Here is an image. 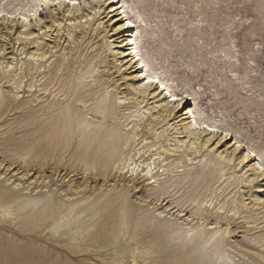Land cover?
I'll list each match as a JSON object with an SVG mask.
<instances>
[{"label": "rangeland", "instance_id": "1", "mask_svg": "<svg viewBox=\"0 0 264 264\" xmlns=\"http://www.w3.org/2000/svg\"><path fill=\"white\" fill-rule=\"evenodd\" d=\"M62 1L0 0V54L7 48L6 59L0 60V71L17 75L29 58L20 46L28 26L32 28L31 37L37 39L30 52H36L37 44L47 47L41 46L37 53L45 54L47 66L54 64L57 70L70 71V76L86 78L90 86L103 85L101 96L114 92V103L125 105L129 102L127 98H133L129 91L143 83L136 78L131 58L123 57L128 53L124 45L130 32L122 29L124 22H115L119 13L111 11L113 6L108 5V0H77L73 7ZM122 1L138 26V46L150 71L158 74L172 92L193 100L181 104L184 108L180 112L177 109L175 115L165 118L152 110L160 105L155 100L121 108L119 121L124 123L128 119L124 136H131L128 131L137 126L139 131L142 126L145 130L137 135L138 142L128 153L127 165L119 171L130 176L133 167L161 160L162 150L172 155L171 151L191 149L193 155L185 154L179 159H175L179 153L173 154L174 157L167 153L168 158L162 163L167 166L158 171L157 182L144 183L151 182L149 187L157 188L167 179H172L168 183L172 185L175 181L184 182L194 172L198 173L194 177H198L207 161H224L229 167L223 168L222 181L217 184L214 181L215 186L208 190L202 189V195L184 193L183 199H198L191 206L196 212L207 208L246 222L232 241L263 239L264 250V172L256 168L258 162L264 165V0ZM21 13L29 16L26 27ZM6 81L0 77V82ZM22 96L19 86L13 91L0 89V264H202L175 256L178 244L171 252L162 237L164 229L155 235L145 219L148 221L153 212L161 214L166 210L171 212L170 222L193 235L207 226L203 220L191 222L197 216L181 214L164 203L163 209L156 206L144 211L137 209L129 219L138 223L123 222V213L120 214L115 203L124 199L137 208L150 206L148 195L131 193L118 198L119 190L132 182L83 180L86 169L83 162L75 163L68 156L61 158V153L52 146L39 144L36 132L25 130L24 118L15 109ZM189 108L199 120L227 131L234 140L225 141L220 133H207L190 126L188 121L180 122V115ZM150 121L159 124L153 127ZM185 127H190L195 140L189 134H180ZM235 138L241 147L235 144ZM246 149L252 150L254 156L248 163H242ZM168 170L177 172L167 173ZM143 172L147 174V169ZM252 181L255 186L247 187ZM230 200L256 213L254 216L261 221L252 223L253 215L245 211L230 213ZM225 222L208 225L225 233L230 231V222ZM227 240L230 243V235ZM225 255L221 262L206 264H230V244Z\"/></svg>", "mask_w": 264, "mask_h": 264}, {"label": "bare ground", "instance_id": "2", "mask_svg": "<svg viewBox=\"0 0 264 264\" xmlns=\"http://www.w3.org/2000/svg\"><path fill=\"white\" fill-rule=\"evenodd\" d=\"M62 2L65 5L67 4V6H71V7H73L74 5L76 6L78 4L77 0H63ZM52 3H54V1H52ZM108 5L113 6V9L111 11H115L119 13L118 16L120 18L116 19L115 22L117 21L124 22L125 23L123 25L124 28L121 25L120 26L122 27V29L130 32L127 35L126 43L124 45L128 53L123 54V57L131 58L130 61L133 64L132 68L137 73L136 78L140 79L143 83L141 86L139 85V87H133L129 91V94H131L133 98H129V99L127 98L126 101H129L128 103L125 102L126 103L125 105L118 104L116 102L114 103L113 100L116 95L114 92L111 93L110 96H103V95L101 96L103 92L102 87H104L103 85L100 86L99 84H95V85L90 86L88 83H86L85 81L86 78L82 79V78H79V75H72V74L70 76V71L63 72L61 70H57L54 67V64L47 66L45 62L46 60L45 54H37L42 49H47V47L45 46L43 47V45L37 44L38 49L36 50V52L35 53H32L33 51L30 52L31 45H34V43L36 44L37 39L36 37L35 38L31 37L32 28L29 29L28 26L26 27V21H28L29 16L26 14H22V13L19 14L21 16L20 19H23L25 21L24 25L27 30L24 33L25 37L23 38V41L21 42L20 46H22L21 48L22 52L26 53V55L29 56V58L25 59V63L22 64L17 75L13 73L7 74V73H3L2 71H0V77H4L5 79H7L6 82H0V89L7 88L13 91V89L16 86L20 87V93H22L23 96L20 98L21 100L18 103L19 106H17V108L15 109H18L19 112L21 113V116L24 118L25 130L27 132H30V131L36 132L37 140L39 144L45 147L52 146L56 150L57 153L59 152L61 153L60 155L61 158L68 156L70 157L69 159L74 160L75 163L83 162L84 166L86 167L84 171L85 179L83 180L87 179L90 182L91 181L93 182L96 180L107 181V182L113 181V180L114 182L116 181H120V182L122 181V182H127V183L132 182L133 184L131 186H127V185L125 187L121 186L122 188L121 190H119L118 198L120 197L122 198L131 193L135 195L136 194L148 195L149 200H150L149 202L150 206L139 205L137 208L134 205H130L124 199H119L115 203V207L117 208L118 211H120V214L123 213L122 215V218L124 220L123 222L138 223L139 221L129 219V218H133V216L135 215V212L137 213L138 210L144 211L146 209H152L155 206L157 209L158 207L163 209L165 207L164 203L165 205L169 203L170 205H172V208H177L181 214L191 213L193 218L197 216L196 218L191 220V222L197 223L195 219H200V220H203V223H206L207 225L205 226V228H202L201 231H199V233H196L195 235H193L191 233L184 231L182 228H177L175 223L170 222L168 219V215H170L171 212H168L166 210L165 211L163 210L164 212L162 211L161 214L153 212L151 216L149 217L148 221L145 219V224H147L149 228L154 230L153 232L156 233L155 235H158L160 233V229L161 230L164 229L165 232L162 237L167 243V245L169 246V248L171 249V252L176 247L175 246L176 243L178 244L177 245L179 247L178 252H173L175 256L183 257V260H186L187 262L188 261H200L202 262V264H206L207 262H210V261L221 262L222 260H225V257H226L225 253L230 244V264H264V250L262 249L263 239L262 240L255 239L252 241H247V240L242 239V241L240 240L241 242L232 241V238L235 239V237L237 236L236 234L240 233L242 228L246 226V222L240 221L233 215L225 217L223 213H215L213 210L207 209V208L200 209L198 207L200 210L196 212L193 210V208H191V206L195 202H198V199L196 198H191L189 200L183 199L184 193H188L187 195L196 196L198 193L200 194L202 189L208 190V188H211L213 185L215 186V182L217 184V182L221 180L220 177H221L223 168L229 167V164H226L224 161L215 160V159L211 161H207L204 166V169L202 170L201 173H199L198 177L196 178L194 177L195 174H198L194 172L192 173L193 175L189 174L186 177L187 180H184V182L175 181L173 182L172 185H168L169 181H171L172 179L170 180L167 179L166 181H163L160 187H157V188H150L149 185L151 184V182H149L148 184H144V183L148 181L157 182L155 177L160 176L158 174V171L161 168L165 169V167L167 166V165L162 164L166 160L165 158H168L167 150H164V151L162 150V152L160 153L161 160L158 158L155 161H153L151 164H147V166L133 167L131 169L132 175H130L131 173H129L130 176H128L127 174H124L123 171L122 172L119 171V169L122 168V166L127 165L125 164V161L128 160L127 158L128 153L131 151L134 144L138 142L137 135L144 134V130H145V127L142 126L141 131H139V128L137 126V128L134 127L131 131H128L131 134V136L129 137L124 136L125 133L127 132L125 130L127 126L125 123L128 122V119L124 123L119 121L118 111L121 108H129L135 104L137 105L144 104V103L148 104L150 100H155V102L160 103V105L154 106V108L152 107V110L154 109L156 112L155 114H159L160 117L165 118L166 116L171 117L172 115H175V111L177 109L179 111V109L181 110L184 108L181 106V104L187 103L193 99L188 98L187 100H185L183 97H181L177 93L172 92L169 85L165 81H163L162 78L158 74L154 73L153 71H150L149 65L146 63L139 49V46H138V42H137L138 26L136 22L129 16L128 11L126 10V6L123 3V1L122 0H108ZM44 6H46V3ZM42 8L43 7H41V9ZM37 13L38 11H35L34 15H37ZM42 31L40 35H43ZM41 46L43 47L42 49H40ZM67 51L68 50H66V52ZM70 51H71V48H70ZM6 52H7V48L4 49V52L2 54H0V60L6 59V55H7ZM75 65H71V66H75ZM175 104H177V107H174ZM144 109H146V107ZM180 117L182 118L180 122L188 121V124L190 126L192 125L196 128H199V129L201 128L205 130L207 133H211V134L220 133L221 136H223V138L226 139L225 141H228V140L231 141L233 139L231 134H229L227 131H221L218 128V126L212 125L206 122H202L201 120H199L194 110L190 108L184 114H181ZM153 118H155V116ZM150 122L153 127L159 124V122L157 121H150ZM192 128L193 127H191V129ZM182 133L189 134V137L191 138V140L192 139L195 140L197 138L195 137V134L190 130V127H185L184 131L181 132L180 134ZM156 143H157L156 145H158V142ZM235 144H237L238 147L242 146V144H240V141L237 138H235ZM219 145H220V142H219ZM142 147L146 149L147 145L143 144ZM234 150H236V148ZM171 152H173L172 155L168 153V155H170L171 157H174L173 154H177V153L180 154V156H177L175 159L184 158L185 154H189V155L194 154V152L191 149L186 150L184 152L182 150L179 152L178 151H171ZM144 155L145 153H143V155H141L140 158H143ZM253 156H254L253 151L250 149H246V154L242 158L243 159L242 163H248L249 159ZM162 158L164 159L163 161H162ZM194 160H197V159H194ZM192 166L194 167V165ZM256 166H257L256 167L257 169L263 170L264 172V165L261 162H258ZM145 169H147V174L143 175L142 172L145 171ZM154 171L156 172L152 174ZM174 172H177V170L175 171L168 170L167 173H174ZM191 178L192 180H190ZM253 186H255V183H253V181L251 183H247V187L253 188ZM118 187L119 186H115V188H118ZM103 191H105V189H103ZM207 194L209 193L207 192ZM200 198L202 197L199 196V199ZM153 202H155L156 204ZM202 203L200 202V205ZM165 209H168V208H165ZM238 210L245 211L248 214L253 215V217L251 218L252 220L250 219L252 223H255L256 220L261 221L260 218L254 216L256 213L253 214L252 211L248 209H244L242 206L241 207L237 206L236 204H234L233 201L230 200V213L236 212ZM124 213L126 215H124ZM224 221L230 222V231H226L225 233L215 230V228H210L208 225L211 223L222 224V222ZM228 235H230V243L227 240ZM238 245L240 246V248L238 247Z\"/></svg>", "mask_w": 264, "mask_h": 264}]
</instances>
